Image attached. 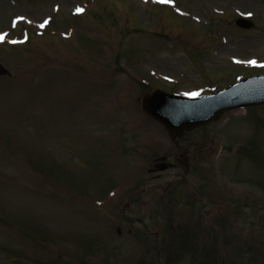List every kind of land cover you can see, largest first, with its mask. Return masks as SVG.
<instances>
[{
    "label": "rangeland",
    "instance_id": "obj_1",
    "mask_svg": "<svg viewBox=\"0 0 264 264\" xmlns=\"http://www.w3.org/2000/svg\"><path fill=\"white\" fill-rule=\"evenodd\" d=\"M0 34V264H264V105L171 140L139 104L264 73V0H0Z\"/></svg>",
    "mask_w": 264,
    "mask_h": 264
},
{
    "label": "water",
    "instance_id": "obj_2",
    "mask_svg": "<svg viewBox=\"0 0 264 264\" xmlns=\"http://www.w3.org/2000/svg\"><path fill=\"white\" fill-rule=\"evenodd\" d=\"M242 29L252 24L244 19L235 21ZM10 75L0 65V76ZM264 103V76L245 79L215 94L185 99L160 91L147 94L140 100L141 110L166 130L170 138L180 137L183 131L208 125L223 112Z\"/></svg>",
    "mask_w": 264,
    "mask_h": 264
},
{
    "label": "snow or ice",
    "instance_id": "obj_3",
    "mask_svg": "<svg viewBox=\"0 0 264 264\" xmlns=\"http://www.w3.org/2000/svg\"><path fill=\"white\" fill-rule=\"evenodd\" d=\"M166 2L168 3H172L173 0H166ZM76 11L79 13V12H82L83 9L82 8H77ZM43 26V25H42ZM6 34H0V40H3L5 38ZM248 63H252V64H255L256 61L255 60H252V61H248ZM189 95H198V93H190Z\"/></svg>",
    "mask_w": 264,
    "mask_h": 264
}]
</instances>
